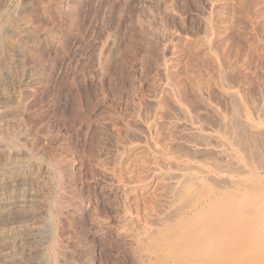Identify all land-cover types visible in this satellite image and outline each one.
Masks as SVG:
<instances>
[{"label":"rangeland","instance_id":"obj_1","mask_svg":"<svg viewBox=\"0 0 264 264\" xmlns=\"http://www.w3.org/2000/svg\"><path fill=\"white\" fill-rule=\"evenodd\" d=\"M228 1L0 0V188L18 182L38 193L37 200L0 204V232H9L0 250L7 248L14 256L7 261L1 254L0 264H47L45 250L51 245L60 264H136L126 225L135 194L123 196L126 174L117 163L123 154L135 155L140 145L150 143L151 122L174 153L225 160L216 154L219 140L210 130L217 113L207 99L189 92L184 110L172 105L170 113L156 106L168 84L167 70L185 80L190 72L205 75L213 69L195 47L208 32V17L235 15L230 47L239 43L257 49L251 48L248 104L254 117H264V0ZM212 93V103L229 108L228 98ZM189 116L200 121V131ZM246 138L248 152L263 161L262 141L254 140L261 143L256 144L260 152L253 138ZM11 155L30 162V172H10ZM33 226L42 238L52 235L41 239L31 232ZM251 255V262L263 256Z\"/></svg>","mask_w":264,"mask_h":264},{"label":"bare ground","instance_id":"obj_2","mask_svg":"<svg viewBox=\"0 0 264 264\" xmlns=\"http://www.w3.org/2000/svg\"><path fill=\"white\" fill-rule=\"evenodd\" d=\"M224 9L226 8L224 7ZM234 17L235 15L231 13L224 17L216 14L208 17L209 19L206 20L208 32L204 38H201L202 40L197 41L195 44V47L198 49L196 53H202V59H208L206 63H211L209 66L213 69L210 72H206L205 75L197 71L193 72L194 75L190 72L186 74V79L184 80V77L178 78V76L173 75V71L167 70L168 82L166 83L168 84L162 88L159 96L156 94L159 97L156 106L163 112H168L172 105L174 107L177 106L178 110L180 108L184 110L189 101V92L199 95L200 98L207 99L208 102L206 103L217 113L216 122L210 131L217 138L216 140H219L218 149H216L218 153L216 154H222L223 158H225L224 162L218 159L211 161L199 158L194 159L193 157L180 155L176 151L174 153L166 143L163 133L158 131L154 122H151L148 126L149 129L152 128L153 130L151 140L148 138L150 143L140 146L137 144L139 148L137 146L138 150L135 155L131 156L126 153L127 155L125 154L126 156L124 157L123 154V157L117 163L120 165V168L123 166L126 174V177L123 174L125 179L120 176L121 180H123V190L126 191L123 196H126L128 193L131 196L135 194L133 196L135 198L133 201L131 200L132 203L135 202L133 211H129V216L126 218L129 221H126L129 223V226L128 224L126 225L131 230L128 237L131 236L130 241L131 239L133 240V245H131L133 252L131 253L134 254L136 264H264V160H258V158L255 160L254 158L259 155L255 153L258 152H254L255 157H252L253 153L248 152V148L250 151L251 145L248 143L249 141L246 143V140H248L246 136L253 138L251 141L253 144L258 138V140L262 141L261 147L264 148V117H261L260 114L254 117L251 114L252 110L251 112L249 110L250 103L248 104L249 91L247 89L251 81L250 78H252L251 76L254 73H252L250 65L251 48L253 46L249 44L247 47H243L238 43L237 45L235 44L234 50L230 47L229 41L232 38L233 22L235 23ZM236 17L238 16L236 15ZM261 17L263 18L262 15ZM248 19H251V17ZM259 20L256 22L261 23L264 21L261 19L262 21L260 22ZM252 22L249 26L250 30L253 31L252 33H254L255 29L253 28L256 27V24L254 26ZM255 34L254 43L259 45L261 40L257 37V32ZM218 40V44L221 43V47H219L220 44L219 46L215 45V41L217 42ZM250 42L253 43V41ZM230 49L234 51L232 56H230ZM256 50L254 49V51ZM235 69L239 71L237 74L234 73L237 72ZM262 69L264 68L262 67ZM228 73L231 75L230 77ZM187 85H190V91L187 90ZM213 90L214 92L218 91L224 98L230 100L229 108L226 105L219 106L216 101L212 103ZM188 112L186 110V113ZM155 118H160V116ZM188 119L198 129L197 131L201 130L199 120L193 121L194 118L192 119L191 116ZM257 143L260 146L261 143L259 141ZM257 145L256 149L257 147L259 148ZM132 146L136 147L134 144ZM256 149L254 148L255 151ZM133 153H135V150ZM207 158L209 157L207 156ZM259 159H261L260 156ZM8 160L7 169L11 170L10 172L15 173L18 170H23V173H27L28 170L30 172V169H28V163L30 162H24L20 157H12V155L8 157ZM113 173L115 172H111V174ZM8 175L12 176L11 174ZM27 175L24 174L23 176ZM14 176L16 178L17 175L14 174ZM28 176L30 177V175ZM115 176L119 178L117 174ZM217 179L219 181L220 179L224 180L223 182H217L215 181ZM23 184L12 182L9 185L3 186V189L0 188V204L15 201L19 203L32 199L37 200L38 193L31 186L30 188L27 184ZM159 190L161 193H159ZM156 191H159L158 194H162V197H157ZM151 194L155 196L154 199L160 198L163 201L156 203L152 199L153 196ZM125 198V200L128 199V197ZM46 220L48 221L49 219H45V222ZM45 222L43 224H48L46 226L43 225V228L46 227L47 229L50 221ZM31 232L34 235H38L41 231L39 232L38 226H33ZM7 233L9 232H0V240ZM28 234L30 235V233ZM51 235L52 232H47L43 238L47 240ZM38 236L43 239L42 235ZM43 248L45 249V246ZM45 251L47 261L49 259V263L46 261L45 263L60 264L58 261L60 258L58 259V255L56 257L55 252L57 249L56 251L54 250V245H51L50 249ZM10 252L9 249L2 248L0 256L1 254H5L4 257L6 259L4 260L11 261L14 256ZM254 253L263 255L262 259L251 262L252 255L250 256V254ZM247 256L250 257V260ZM44 257L46 259L45 255ZM50 258H53V260L51 261Z\"/></svg>","mask_w":264,"mask_h":264}]
</instances>
